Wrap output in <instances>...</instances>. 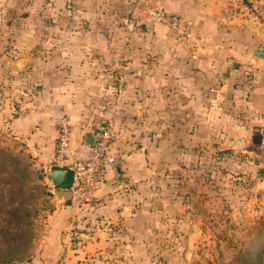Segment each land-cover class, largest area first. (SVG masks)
<instances>
[{
    "label": "crops",
    "instance_id": "0c3cea01",
    "mask_svg": "<svg viewBox=\"0 0 264 264\" xmlns=\"http://www.w3.org/2000/svg\"><path fill=\"white\" fill-rule=\"evenodd\" d=\"M242 2L0 0V73L30 69V144L50 142L45 156L54 157L65 120L73 161L89 154L86 134L108 121L114 126L116 160L103 186L80 206L74 197L64 200L60 231L85 222V214L125 224L132 211L135 223L150 195L161 214L166 200L180 207L158 195L163 182L179 181L170 177L190 159H221L235 149L240 171L257 167L264 152V59L256 56L264 46V0H253V10ZM149 7L180 15L188 35L151 18Z\"/></svg>",
    "mask_w": 264,
    "mask_h": 264
},
{
    "label": "rangeland",
    "instance_id": "374dc122",
    "mask_svg": "<svg viewBox=\"0 0 264 264\" xmlns=\"http://www.w3.org/2000/svg\"><path fill=\"white\" fill-rule=\"evenodd\" d=\"M242 3L254 9L253 0ZM27 67L0 73V264H245L257 256L264 242V152L245 171L235 149L221 159H190L179 176H168L176 184L161 185L158 196L181 204L164 201L162 214L150 195L135 223L132 211L125 224L85 214V222L60 231L65 201L51 179L54 157L45 156L52 144H30ZM258 260L264 262V251Z\"/></svg>",
    "mask_w": 264,
    "mask_h": 264
},
{
    "label": "built area",
    "instance_id": "2783aa9c",
    "mask_svg": "<svg viewBox=\"0 0 264 264\" xmlns=\"http://www.w3.org/2000/svg\"><path fill=\"white\" fill-rule=\"evenodd\" d=\"M147 14L156 20L167 24L172 30L180 35H188L183 18L165 10L149 7ZM112 121H108L94 134L96 142L90 147L87 157L67 161L71 142V129L64 120L58 129V140L54 155V164H64L73 169L74 178L72 185L73 197L83 202L92 200L95 192L104 184L106 170L115 162L116 156L112 151V139L114 135Z\"/></svg>",
    "mask_w": 264,
    "mask_h": 264
},
{
    "label": "water",
    "instance_id": "95a60500",
    "mask_svg": "<svg viewBox=\"0 0 264 264\" xmlns=\"http://www.w3.org/2000/svg\"><path fill=\"white\" fill-rule=\"evenodd\" d=\"M260 59H264V46H261L256 55ZM255 143H260L262 140L261 134H255ZM85 142L89 146H93L96 142V136L93 133H88L85 136ZM50 175L55 187V194L60 200H71L73 197L72 185L74 172L73 169L66 165H52L50 168Z\"/></svg>",
    "mask_w": 264,
    "mask_h": 264
},
{
    "label": "trees",
    "instance_id": "16d2710c",
    "mask_svg": "<svg viewBox=\"0 0 264 264\" xmlns=\"http://www.w3.org/2000/svg\"><path fill=\"white\" fill-rule=\"evenodd\" d=\"M11 159L13 160L14 157L12 156ZM70 201H66V203H69ZM31 236V235H30ZM260 237L262 239H264V232L260 234ZM260 249L257 250V256L255 255V258H244L243 263L245 264H264V262L258 260V254L261 252L263 253L264 251V242L261 244V246L259 247ZM251 249V250H250ZM247 249L246 252L248 255H252V248ZM252 260H256L255 262Z\"/></svg>",
    "mask_w": 264,
    "mask_h": 264
}]
</instances>
